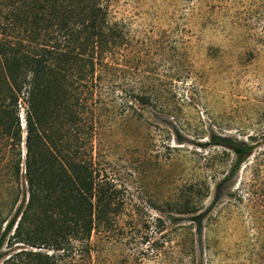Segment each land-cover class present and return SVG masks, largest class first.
I'll return each mask as SVG.
<instances>
[{"label":"rangeland","instance_id":"obj_1","mask_svg":"<svg viewBox=\"0 0 264 264\" xmlns=\"http://www.w3.org/2000/svg\"><path fill=\"white\" fill-rule=\"evenodd\" d=\"M107 1L125 38L96 75L90 154L118 190L119 211L93 233L91 259L80 246L74 259L71 246L27 245L13 229L0 264H35V255L57 264H264V0ZM21 121L24 159V110ZM214 137L252 153L234 170L235 154ZM3 172L0 223L26 190Z\"/></svg>","mask_w":264,"mask_h":264},{"label":"trees","instance_id":"obj_2","mask_svg":"<svg viewBox=\"0 0 264 264\" xmlns=\"http://www.w3.org/2000/svg\"><path fill=\"white\" fill-rule=\"evenodd\" d=\"M124 38L107 0H0V172L26 188L14 217L0 223V260L13 229L27 245L71 246L74 259L80 246L77 255L91 259L93 233L112 226L120 198L94 168L90 101L103 62ZM212 141L235 154L234 170L252 153L230 138Z\"/></svg>","mask_w":264,"mask_h":264}]
</instances>
